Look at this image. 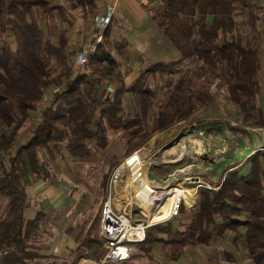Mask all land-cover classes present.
<instances>
[{
    "label": "trees",
    "instance_id": "1",
    "mask_svg": "<svg viewBox=\"0 0 264 264\" xmlns=\"http://www.w3.org/2000/svg\"><path fill=\"white\" fill-rule=\"evenodd\" d=\"M67 6L93 9L98 0L58 5L50 0H0V264H45L31 243L42 236L49 215L39 211L27 218L30 204L23 182L28 162L33 174L48 178L41 165L43 152L64 146L69 158L90 160L94 150L106 149L110 138L123 131L127 158L219 97L240 111L245 127L264 129L258 78L264 0H149L153 21L180 58L151 63L129 85L113 54L111 24L89 71L75 75L68 29L51 38L42 26L48 15L70 26ZM163 75L168 79L160 94L157 81ZM113 77L120 87L104 93L103 82ZM54 87L59 91L41 109L43 97ZM128 101L136 105L134 112ZM39 111L34 121L33 113ZM27 129L31 138L17 145ZM119 165L113 163L112 169ZM247 166L246 171H230L218 190L202 187L182 227L176 225L182 216L151 227L137 250L151 256L161 244L179 260L190 247L213 245L230 233L233 246L255 264H264V151L254 153ZM87 246L89 256L100 263L105 255L102 240H90ZM135 259L133 255L105 264H138Z\"/></svg>",
    "mask_w": 264,
    "mask_h": 264
},
{
    "label": "crops",
    "instance_id": "2",
    "mask_svg": "<svg viewBox=\"0 0 264 264\" xmlns=\"http://www.w3.org/2000/svg\"><path fill=\"white\" fill-rule=\"evenodd\" d=\"M50 1L52 5H58L65 4L66 0ZM114 5L116 10L111 22V45L113 54L120 63L119 73L122 74L126 85L131 84L151 63L175 61L180 58L179 52L170 53L169 41L164 38L147 8L149 0H98V6L93 9L88 6L74 9L67 6L66 16L71 25L61 23L63 26L59 29H68L67 49L72 56L94 37L98 32V18L106 14L109 6ZM259 66V104L264 110L263 48L260 51ZM120 85L115 77L105 80L102 84L103 87L107 86V91L111 87L116 91ZM105 87L101 89L106 90ZM35 114L38 119L40 112H34L33 115ZM171 130L175 131L174 128ZM23 131L18 137L17 145L26 143L32 136L29 129ZM84 161L69 158L66 151L64 155L58 154L56 150L52 153L43 152L41 165L45 167L47 179L33 174L28 162L29 174L23 179L30 204L26 211L27 218H34L39 211L49 215L42 236L32 241L31 246L34 253L45 257L46 260H52L50 264H99L98 260L89 256L91 251L87 243L90 240H100L101 211L107 196L108 183L96 178L92 185L87 183L81 177V172L86 168ZM233 169L239 167L211 171L210 175L214 178L211 184L221 187L225 175ZM90 186H94V190ZM97 187H100L99 194H96ZM47 234L51 236L50 242H42ZM232 239L233 234L228 233L224 239H219L213 245L190 247L179 262L255 264L242 249H237L231 244Z\"/></svg>",
    "mask_w": 264,
    "mask_h": 264
},
{
    "label": "rangeland",
    "instance_id": "3",
    "mask_svg": "<svg viewBox=\"0 0 264 264\" xmlns=\"http://www.w3.org/2000/svg\"><path fill=\"white\" fill-rule=\"evenodd\" d=\"M42 26L47 34L53 38L57 34L59 27L63 25L59 23L57 17L53 18L48 15L44 18ZM163 36L167 39L164 34ZM168 43L171 45L170 53H177V49L170 42ZM262 48L264 50V45ZM167 79L166 75L158 78L157 85L160 89V94L163 93ZM101 87L104 89L105 86ZM105 92L109 93L107 89ZM128 104L131 111L134 112L136 109L134 102L128 101ZM36 116L37 114L33 115L34 121ZM241 119L240 111L236 107H228L224 99L219 97L209 107L195 112L190 119L177 124V127L174 126V132L171 128L169 129L170 131L167 130L152 137L142 148L145 147V150L156 158L157 164L152 167L149 173L153 188L156 191L168 190L175 184L182 183L187 174L199 176L204 183L211 184L214 178L210 175V172L214 171V169L218 170V168L226 170L237 166L240 170H247L249 158L258 151H264L262 150L264 147V129L245 127L241 123ZM125 135V132L120 131L112 139L110 138L106 149L94 150L93 158L90 160L86 159L87 161L83 160L86 163V168L81 172V177L87 183L92 185L96 179L105 181L107 177L109 185L111 175L116 169H112L113 163L119 161L121 164L125 160L124 155L125 151H127L126 139L124 140ZM146 146L148 147L147 149ZM57 152L60 155H64V146H61ZM4 157L6 158H3V163L7 165L8 158L6 155ZM50 179L52 180L51 177ZM52 182L54 183L55 181L53 180ZM93 187L90 186L92 190H94ZM213 187L216 186L213 185ZM97 188L96 194H99L100 187ZM167 199L164 201L165 204L169 203ZM197 201L198 198L194 203L195 206ZM187 202L189 205L192 204L190 200H187ZM193 209L184 207L179 216H182V218L176 225L182 227L181 225L185 222V216L190 215ZM182 219L184 220L182 221ZM173 220L175 219L164 221L163 223ZM50 240L51 236L47 234L41 241L47 243ZM134 256H136L135 260L138 264H180L179 260L172 258L171 249H165L161 244H157L153 248L151 256H147L138 250H136ZM43 263L50 264L52 260L44 259Z\"/></svg>",
    "mask_w": 264,
    "mask_h": 264
},
{
    "label": "built area",
    "instance_id": "4",
    "mask_svg": "<svg viewBox=\"0 0 264 264\" xmlns=\"http://www.w3.org/2000/svg\"><path fill=\"white\" fill-rule=\"evenodd\" d=\"M115 10V5L108 7L106 14L98 18V32L72 56L75 75L89 71L90 62L103 41ZM58 91L59 88L54 87L45 94L41 109L51 102ZM108 92L113 94L115 91L109 88ZM155 164V156L144 147L125 158L113 171L101 211L100 239L105 255L99 264L130 260L137 250V245L146 241L147 232L151 227L178 218L184 207L195 208L194 203L202 187L210 190L220 189L213 187V184L204 183L199 176L187 174L182 183L175 184L168 190L156 191L149 178ZM142 189H145L148 196H140ZM186 196L192 204L189 205ZM167 198L169 207L163 211L162 205Z\"/></svg>",
    "mask_w": 264,
    "mask_h": 264
},
{
    "label": "bare ground",
    "instance_id": "5",
    "mask_svg": "<svg viewBox=\"0 0 264 264\" xmlns=\"http://www.w3.org/2000/svg\"><path fill=\"white\" fill-rule=\"evenodd\" d=\"M140 196H142V197H146V196H148V193L145 191V189H142V191L140 192ZM185 198H186V201H187V200H190V199L188 198V196H186ZM167 200H168V199H167ZM167 205H168L167 203H166V204L164 203V204L162 205V210H163V211H166V209H167Z\"/></svg>",
    "mask_w": 264,
    "mask_h": 264
}]
</instances>
